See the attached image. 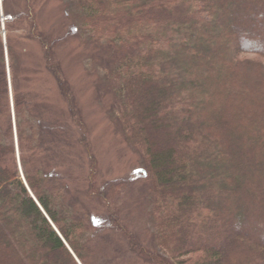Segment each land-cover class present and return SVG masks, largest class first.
<instances>
[{
    "label": "trees",
    "instance_id": "trees-1",
    "mask_svg": "<svg viewBox=\"0 0 264 264\" xmlns=\"http://www.w3.org/2000/svg\"><path fill=\"white\" fill-rule=\"evenodd\" d=\"M87 2L98 4L93 38L114 49L124 135L142 156L140 176L151 182L161 252L124 233L131 252L150 264H264V0ZM33 3L26 0L30 36L68 98L55 39L36 31ZM1 50L0 264H78L74 257L94 264L91 239L63 212L48 171L63 159L67 135L42 119L39 134L31 130L33 103L19 89L11 53ZM138 95L153 96L140 104ZM69 103L86 150L84 126ZM157 129L171 147L155 150ZM40 162L47 168H36ZM89 162L96 195L91 155Z\"/></svg>",
    "mask_w": 264,
    "mask_h": 264
},
{
    "label": "rangeland",
    "instance_id": "rangeland-1",
    "mask_svg": "<svg viewBox=\"0 0 264 264\" xmlns=\"http://www.w3.org/2000/svg\"><path fill=\"white\" fill-rule=\"evenodd\" d=\"M33 2L31 16L36 31L55 39V58L69 99L63 98L45 66V52L30 36L26 0H0L1 52L4 56L11 53L19 89L28 92L27 98L33 103L30 118L26 112L31 130L39 134L38 121L42 119L57 124L51 129L67 135L64 138L70 145L60 143L63 159L47 164L60 188L63 212L76 217L80 231L85 230L91 239L94 264H150L131 252L124 235H133L147 251L161 252L156 244L151 182L140 176L142 156L126 139L120 122L124 98L122 81L113 75L114 49L104 39L95 40L91 31L98 4L87 0ZM152 96L138 95V101L143 104ZM69 100L84 126L86 150L79 144L78 130L70 119ZM10 109L13 121L11 104ZM165 134L163 129L154 132L155 150L172 146ZM90 155L96 164L92 180L99 193L96 195L89 185ZM47 166L43 162L35 165Z\"/></svg>",
    "mask_w": 264,
    "mask_h": 264
},
{
    "label": "water",
    "instance_id": "water-1",
    "mask_svg": "<svg viewBox=\"0 0 264 264\" xmlns=\"http://www.w3.org/2000/svg\"><path fill=\"white\" fill-rule=\"evenodd\" d=\"M69 249V248H68ZM69 251H70V253L72 254V252H71V250L69 249ZM73 255V254H72ZM74 259L76 260V262L78 263V264H80L79 262H78V260L74 257Z\"/></svg>",
    "mask_w": 264,
    "mask_h": 264
}]
</instances>
